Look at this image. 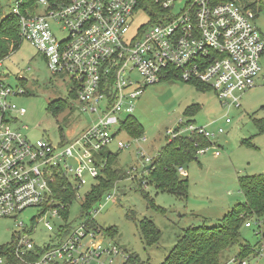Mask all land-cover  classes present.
<instances>
[{
  "label": "built area",
  "instance_id": "built-area-1",
  "mask_svg": "<svg viewBox=\"0 0 264 264\" xmlns=\"http://www.w3.org/2000/svg\"><path fill=\"white\" fill-rule=\"evenodd\" d=\"M152 1L163 13L149 26L150 17L138 8L137 0H70L58 6L37 0L35 8L25 0H11L9 13H2L17 19L21 41L44 57L53 78L68 81L69 95L91 121L74 137L62 138L57 146L45 139L30 142L12 129L17 116L25 114L12 103L26 95V87L21 85L24 79L17 77L18 84L9 85L2 65L6 58L0 59V218L30 209L39 211L29 232L23 229L10 248L0 251V264L6 263L3 251L19 260L34 253L38 246L28 240V233L34 232L36 222H42L48 232H57L54 241L27 264H113L118 256L127 262L128 256L116 246L104 244L108 235L103 230L89 227L96 211L88 212L77 227L65 228L63 213L69 205L58 195L63 198L67 187L56 190L55 184L68 183L75 200L80 198L86 179L96 181L101 176L104 164L98 163V157L114 140L113 130L123 127L126 121L122 117H132L143 87L167 80L201 84L214 92L222 106L239 108L235 94L256 85L264 37L253 21L264 10L262 0ZM177 4L181 7L175 12ZM138 12L146 16V23L131 31ZM133 72L140 81L130 79ZM230 122L225 119L226 124ZM181 126L167 132L168 141L183 133L201 136L210 144L198 148L197 155L210 148L216 150L215 157L220 155L211 138L223 134L222 128L211 133L191 123ZM126 147L121 143L118 150ZM141 157L151 164L152 160ZM177 171L186 175L184 168ZM71 182L77 186L72 187ZM104 198L106 202L115 200L109 193ZM52 220L61 221L60 226L53 227ZM252 222L248 220L244 226L258 228L260 244L249 256L233 258L232 264H250L252 259L258 264L264 258L263 234L259 233L264 222ZM18 226L24 225L20 222Z\"/></svg>",
  "mask_w": 264,
  "mask_h": 264
},
{
  "label": "rangeland",
  "instance_id": "rangeland-1",
  "mask_svg": "<svg viewBox=\"0 0 264 264\" xmlns=\"http://www.w3.org/2000/svg\"><path fill=\"white\" fill-rule=\"evenodd\" d=\"M10 1L0 0L1 13H9ZM180 7L177 4L174 11L177 12ZM144 23L146 16L138 12L132 19L131 31ZM253 23L264 37V10ZM2 65L3 71L9 75V85H17V77L24 79L27 95L13 99L12 103L18 109L23 108L25 114L17 116L12 129L20 131L30 142L45 139L57 146L62 138L74 137L90 123L91 117L79 111L77 103L69 95L68 81L53 78L44 57L28 42L21 41ZM260 68L256 85L235 94L239 99V108L222 106L207 87L198 90L195 85L179 80L161 81L141 89L132 118L142 128V135L135 138L122 128L115 129L114 140L104 150V153L116 156V166L126 176L109 193L114 195V201L106 202L102 197L92 208L96 211L92 215L95 227L108 232L104 244H113L129 258V262H124L118 256L113 264H163L186 229L216 226L232 207L243 202L238 177L264 173V132L259 133L257 126V122H264V54L260 58ZM130 79L140 81L135 72L131 73ZM56 100L67 104L58 115L53 114L49 107ZM188 108L194 109L192 116L186 115ZM226 118L230 119L229 124L225 123ZM126 120L122 117V121ZM187 123L205 127L211 133L219 128L224 132L211 138V143L219 146H216L220 154L218 157L214 156L216 150L210 148L187 165L184 178L187 195L186 198H179L156 189L150 183L146 168L151 164L146 163L141 155L154 160L167 144V132L183 128L180 125ZM22 126L26 129L22 130ZM181 136L188 137L189 134ZM121 143L127 144V147L118 150ZM71 163L74 168L78 167L76 162ZM143 182H147L146 185ZM70 184L77 186L74 182ZM94 185L95 180L86 179V185L79 191L80 198L68 208L67 226L75 228L86 220L85 216H81L82 203ZM38 214L37 209H30L15 217L0 218V251L10 248L23 229L29 232L33 217L37 219ZM143 220L151 222L159 231V240L153 246L146 245L138 233L137 222ZM20 222L23 228L18 226ZM36 223L33 224L34 232L28 233V240L44 248L54 241L57 231L48 232L42 222ZM60 224L61 221L52 220L53 227L58 228ZM257 230L254 225L252 228L243 226L241 240L255 246L261 238L260 234H256ZM260 232L264 234V224ZM237 253L236 246L229 248L222 255V264H232L231 260ZM16 259L23 264L28 262L27 256L22 258L23 261ZM248 261L254 264L253 259ZM258 264H264V258Z\"/></svg>",
  "mask_w": 264,
  "mask_h": 264
},
{
  "label": "trees",
  "instance_id": "trees-1",
  "mask_svg": "<svg viewBox=\"0 0 264 264\" xmlns=\"http://www.w3.org/2000/svg\"><path fill=\"white\" fill-rule=\"evenodd\" d=\"M36 1L25 0V4L35 8ZM48 1L52 6H58L68 3L70 0ZM213 1L218 3L228 0ZM137 2L138 8L144 10L150 17V22L147 26L155 23L157 15L163 13L153 4L152 0H137ZM1 11L0 5V59H4L16 50L21 39L18 34L17 19L10 15L3 16ZM21 85L25 87L24 80ZM193 85L198 90H204L206 87L201 84ZM70 95L72 96V94ZM66 106L67 104L61 100H56L49 104L55 115L62 112ZM194 112L193 108H188L186 115L192 116ZM257 126L259 133H263L264 122H257ZM122 129L135 138H139L142 135V128L132 117L126 120ZM166 143V146L158 152L157 157L152 160V167L147 170L150 183L160 191L169 192L179 198H186L187 181L184 179L186 175L183 177L177 169H186L190 162L196 160L197 149L208 146L210 142L201 136L190 135L188 137L179 136L172 141L167 140ZM216 146L219 147L218 145ZM98 163H103L104 168L101 170V176L95 181V185L91 187L83 199L82 217H87L88 212L92 210L95 204L110 193L116 184L124 180L126 176L125 172L117 168L116 156L111 153L101 152L98 157ZM238 185L244 199L243 202L232 207L218 221L216 226L206 227L202 225L186 229L163 264H222V255L229 248L236 246L238 248L236 258L243 259L259 246L260 240L257 241L255 246H251L241 240L240 230L248 220H252L254 223L264 222V173L239 176ZM59 187H67V193H65L63 198L59 193L58 199L70 206L74 201L72 189L68 186V183L63 181L55 184L56 190ZM67 215L68 210L63 213V220L66 222L65 228L70 229L67 226ZM89 227L95 228L94 221L89 223ZM137 227L138 233L146 245L153 246L158 242L159 231L151 222L147 220L138 221ZM104 233L108 235V232ZM61 236H64V233ZM42 252L43 249L36 247L34 253L27 255L28 262L34 261ZM2 254L6 257V264H23L11 252L3 251ZM127 261L129 262V258Z\"/></svg>",
  "mask_w": 264,
  "mask_h": 264
},
{
  "label": "water",
  "instance_id": "water-1",
  "mask_svg": "<svg viewBox=\"0 0 264 264\" xmlns=\"http://www.w3.org/2000/svg\"><path fill=\"white\" fill-rule=\"evenodd\" d=\"M152 167V165H150L148 168H146V170H149Z\"/></svg>",
  "mask_w": 264,
  "mask_h": 264
},
{
  "label": "crops",
  "instance_id": "crops-1",
  "mask_svg": "<svg viewBox=\"0 0 264 264\" xmlns=\"http://www.w3.org/2000/svg\"><path fill=\"white\" fill-rule=\"evenodd\" d=\"M185 170V173H186V169H184Z\"/></svg>",
  "mask_w": 264,
  "mask_h": 264
}]
</instances>
